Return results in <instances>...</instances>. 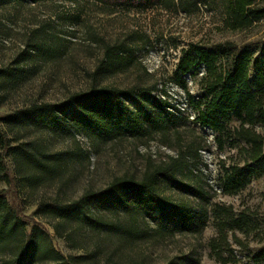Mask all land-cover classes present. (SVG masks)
I'll return each instance as SVG.
<instances>
[{"label":"trees","instance_id":"1","mask_svg":"<svg viewBox=\"0 0 264 264\" xmlns=\"http://www.w3.org/2000/svg\"><path fill=\"white\" fill-rule=\"evenodd\" d=\"M48 0H0V6L40 3ZM108 6L147 9L155 5L188 10L186 0H93ZM210 5L220 3L224 25L245 30L264 19V0H196ZM196 5V4H194ZM52 37V36H51ZM50 37V38H51ZM35 52L50 55L58 48L48 42L34 44ZM123 44L105 45L102 70L127 66L135 61ZM203 73L197 92L191 91L187 75ZM20 66L0 69V78L18 77ZM185 92L194 113L192 123L212 130L219 149H237L240 159L222 166L218 187L223 194L236 195L254 179L264 176V38L239 44L226 40L216 43L191 42L181 51L176 69L169 76ZM157 86H94L71 94L59 102H35L1 119L17 129L32 127L76 140L78 134L98 144L125 138L152 140L156 135L175 133L179 147L176 156L156 163L149 160L140 178L116 177L106 187L88 189L69 201L41 202L36 210L57 222L59 237L84 248L81 255L66 256L57 250L45 230L28 224L18 209L0 194V264H147L142 252L133 253L143 242H158L178 232L201 234L212 223L217 237L210 247L223 264L236 263L230 233L247 229L246 220L232 205L213 202L214 193L187 175L197 176L203 146L195 140L184 143L179 128L189 117L167 97L157 94ZM10 156L17 177L36 187L59 178L77 156L89 157L80 146L75 150L48 151L41 142L12 144L0 126V184L11 183L5 162ZM191 198H174L162 193L161 182ZM213 189V186H210ZM234 241L254 264L264 263V244L250 246L233 233ZM92 249L86 246L93 240ZM107 241H112L106 253ZM228 252L229 256L223 255Z\"/></svg>","mask_w":264,"mask_h":264},{"label":"rangeland","instance_id":"2","mask_svg":"<svg viewBox=\"0 0 264 264\" xmlns=\"http://www.w3.org/2000/svg\"><path fill=\"white\" fill-rule=\"evenodd\" d=\"M194 2L186 0L187 11L162 5L144 10L122 8L93 0L13 2L0 6V69L16 66L23 69L18 77L0 78V126L12 144L37 141L51 152L75 150L80 146L89 154V157L77 156L59 178L36 187L19 179L12 158L5 156L12 182L1 183L0 194L19 210L28 230L33 226L45 230L53 246L64 255H81L86 249L74 248L71 241L59 237L53 228L57 221L36 212L39 204L77 199L88 189L106 187L118 176L140 178L149 160L160 163L178 154L175 133L170 132L166 137L158 134L152 140L125 138L98 144L83 134H78L75 140L32 127L17 129L7 126L1 117L35 102H59L94 86L142 85L157 86L160 96L164 87L169 100L189 117L187 124L179 128L183 142L195 140L203 148L197 176L188 174L185 179L195 182L198 178L211 193L216 191L213 202L232 205L246 220V230L229 235L238 261L228 264H254L237 246L233 233L250 246L264 244V176L252 180L239 194L220 191L218 179L223 173L222 166L239 160L238 150L219 149L212 130L191 122L194 113L186 102L185 92L168 79L189 43L231 40L242 44L260 40L264 38V19L245 30H230L224 25L219 2L210 6L203 1ZM39 42H48L58 49L50 55L37 53L34 44ZM107 44H123L135 61L121 68L107 66L100 70ZM202 71L196 76L187 75L193 92L199 89ZM257 130L264 135L263 127ZM160 188L165 195L189 197L197 202L167 182L162 181ZM215 237L217 231L210 223L201 234L178 232L158 242H143L133 253L142 251L147 264H223L209 244ZM93 242L94 239L87 241L88 249H92ZM111 246L112 241H107L106 253L111 251ZM223 255L228 257L229 253L225 251ZM102 257L97 264H106L105 253Z\"/></svg>","mask_w":264,"mask_h":264}]
</instances>
